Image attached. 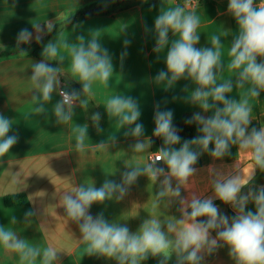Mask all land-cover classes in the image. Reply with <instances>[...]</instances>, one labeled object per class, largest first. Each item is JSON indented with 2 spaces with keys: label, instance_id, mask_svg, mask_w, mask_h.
<instances>
[{
  "label": "clouds",
  "instance_id": "1",
  "mask_svg": "<svg viewBox=\"0 0 264 264\" xmlns=\"http://www.w3.org/2000/svg\"><path fill=\"white\" fill-rule=\"evenodd\" d=\"M188 7L185 3L167 10L160 9L153 28L145 25V32L150 31L153 35V52L158 56L165 52V69L153 77L154 83L164 85L165 90L174 88L181 80L194 85L190 94L185 88L184 101L200 111L184 122L186 125L195 124L197 135L182 139L179 134L182 129L173 123V111L162 109L158 102L154 106L152 135L161 138L163 143L148 163L128 165L119 182L106 178L100 187L94 183H82L72 191L64 192L60 203L66 217L79 226L80 241L88 256L114 260L116 264H143L149 257H160L158 264H168L175 256V264H202L205 255L210 256L219 248L227 247L234 264H264V185L252 184L256 171L264 172V124L250 128L252 109L247 102L229 95L245 86L252 97L259 98L264 93V0H228L227 12L236 22V32L229 46V67L235 73L220 83L217 82V73L223 69L219 54L222 39L217 36L210 47H196L200 41L197 32L200 18L194 11H188ZM73 13L68 15L66 24L70 23ZM55 26V22L48 20L43 25L32 24L33 30L21 29L16 36V47L19 53L25 54L27 52L20 45L30 44L33 40L43 44L42 59L31 65L33 114L45 115L50 111L57 124H67L73 120L77 102L81 109H88L93 83L100 81L109 86L114 65L112 55L102 46L94 31L88 36H77L74 43L67 39L44 43V36L53 32ZM131 42L130 39L124 40L121 61L128 55L126 49ZM61 47L67 49L68 55L61 52ZM69 57L71 74H67L82 85V91H69L68 85L58 90L59 77L66 73L64 65ZM57 91L61 98L51 104ZM105 111L109 117L119 119L126 129V136L135 138L136 142L131 146L134 153L149 150L152 141L145 139V126L139 122L142 110L136 99L115 95L108 100ZM90 119L99 130L101 114L94 112ZM12 126L13 120L0 114V157L8 154L18 142L17 134L9 135ZM84 139L85 133L76 138L78 152L85 150ZM233 146L251 156L248 175L210 168L213 195L201 198L192 193L189 198L183 197L181 189L190 188V181L198 172L195 165L200 156L208 153L221 160L232 155ZM96 148L106 150L107 144L101 141ZM141 176L158 184L157 204L161 201L178 202L179 217L163 223L161 219L147 218L132 232L126 224L105 219L102 212L95 217L90 214L93 204L122 200ZM245 187L247 192H242ZM214 200L231 206L235 215L229 217L221 212ZM250 203L254 205V211L248 209ZM34 215L29 210L25 218ZM10 223L17 224L14 216ZM0 246L6 252L17 254L20 264H37V261L39 264H56L57 261L58 252L54 247L42 250L5 226H0Z\"/></svg>",
  "mask_w": 264,
  "mask_h": 264
},
{
  "label": "crops",
  "instance_id": "2",
  "mask_svg": "<svg viewBox=\"0 0 264 264\" xmlns=\"http://www.w3.org/2000/svg\"><path fill=\"white\" fill-rule=\"evenodd\" d=\"M116 1L0 0V52H17V33L23 28L33 30L32 24L43 25L48 20L57 23L79 8L111 6ZM177 4V0H144L115 13L95 15L72 23L49 39H67L74 43L77 36H88L94 31L100 37L102 46L113 57L114 73L109 86L100 81L93 83L92 100L88 109H81L77 102L73 120L67 124H57L50 111L45 115L33 114L31 65L42 59L41 56L25 53L0 59V114L13 120L9 135L17 134L19 137L10 152L0 157V226L15 230L21 238L42 250L54 247L58 252L56 264H116L114 260L86 254L85 246L80 241L79 226L66 217L65 209L60 203L62 195L82 183H94L96 187H100L106 178L119 182L128 165L143 166L148 163L151 154H155L163 143L161 138L152 135L154 106L158 102L162 109L173 111V123L181 121L185 113L200 111L198 107L184 101L185 88L189 89L190 94L194 87L190 81L181 80L169 90L153 81L158 71L165 69V52L162 51L159 56L153 52L154 38L150 31L145 32V25L152 29L160 9L174 8ZM227 5L228 0H206L202 4H190L187 9L194 11L200 18L197 29L200 41L196 47H210L211 41L217 36L222 39L219 54L223 69L217 73L218 83L232 78L235 73L229 67V46L231 37L236 32V22L228 14ZM125 39L132 42L126 49L128 55L121 61L120 54L125 51ZM60 50L68 55L67 49L61 47ZM51 63L55 65V62ZM64 71L66 73L59 77L61 83L58 90L68 85L70 91H82V85L68 75L71 74L70 57L64 65ZM115 95L131 96L141 106L139 122L145 126V139L150 138L152 141L148 151L134 153L131 146L136 142L135 138L124 134L126 129L121 126L118 118L107 115V102ZM229 95L247 102L252 109L253 121L250 128H259L264 124V93L259 98L252 97L248 86H245L235 89ZM60 98L57 91L53 94L51 104H55ZM48 107L50 110L51 106ZM94 112L101 114L99 130L90 119ZM80 133H85L83 152H78L75 147ZM196 135L195 126L193 134L182 139H191ZM113 138H116L114 143ZM101 141L107 144L106 150L96 148ZM251 163V156L236 146H233L232 155L221 160L204 153L195 165L198 172L190 181V188L181 189L182 196L189 198L192 193L201 198L212 196L213 177L209 173L210 168L225 173L239 171L241 175L247 176ZM158 164L164 167L163 164ZM235 165L238 168H234ZM252 184L264 185V172L257 170ZM247 190L245 187L242 192ZM157 191L158 184L141 176L122 200L113 199L104 204H93L89 211L93 217L102 212L105 219L126 224L132 232L147 218L161 219L163 223L179 217L178 202L161 201L157 204ZM16 193H26L29 204L7 205L5 197ZM216 201L219 200H214ZM215 204L229 217L235 215L231 206L221 201ZM247 207L255 210L251 203ZM29 210L35 215L25 218V213ZM13 216L17 220L15 225L10 223ZM159 260L160 257H157L152 264H158ZM0 264H20V261L17 254L6 252L0 246ZM168 264H175V256ZM202 264H234V261L228 255V248L222 247L210 256L205 255Z\"/></svg>",
  "mask_w": 264,
  "mask_h": 264
},
{
  "label": "trees",
  "instance_id": "3",
  "mask_svg": "<svg viewBox=\"0 0 264 264\" xmlns=\"http://www.w3.org/2000/svg\"><path fill=\"white\" fill-rule=\"evenodd\" d=\"M144 0H117L113 5L111 6H105V5H95L92 7H82L79 8L72 16H70V23L66 24L67 17L63 19L60 22L55 23V28L53 32L48 33L44 36V42L48 41L54 34L57 32L62 31L66 26L78 22L80 20L86 19L91 16L95 15H104V14H111L118 11H121L123 9H126L128 7H131L134 4H138ZM151 2H156L159 0H150ZM178 4L184 5L187 0H177ZM192 4H202L206 0H190ZM43 44H37L36 42H31L30 44L26 45H20V48L24 49L27 53H30L31 55H35L40 57V51L42 49ZM21 53L17 52H9L7 50H3L0 52V59L9 57L12 55H19ZM194 112H188L183 115V118L181 121L174 123V126H176L179 129H182V131L179 133L181 137H190L195 129V124L192 125H186L185 120L190 117ZM205 115V114H204ZM5 201L7 205L9 206H15V205H28L29 204V197L26 193H16L11 194L5 197ZM220 201H216L214 203H217ZM204 219V218H201ZM157 258V257H156ZM156 258L149 257L148 260L144 261L143 263L146 264H152L153 261Z\"/></svg>",
  "mask_w": 264,
  "mask_h": 264
},
{
  "label": "built area",
  "instance_id": "4",
  "mask_svg": "<svg viewBox=\"0 0 264 264\" xmlns=\"http://www.w3.org/2000/svg\"><path fill=\"white\" fill-rule=\"evenodd\" d=\"M186 3H188L189 5L192 4V2L190 0H187ZM64 88V87H62ZM70 91V90H69ZM154 154H151L150 158L153 156Z\"/></svg>",
  "mask_w": 264,
  "mask_h": 264
}]
</instances>
